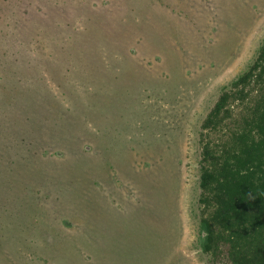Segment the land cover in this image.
<instances>
[{"label": "rangeland", "instance_id": "1", "mask_svg": "<svg viewBox=\"0 0 264 264\" xmlns=\"http://www.w3.org/2000/svg\"><path fill=\"white\" fill-rule=\"evenodd\" d=\"M263 42L264 0H0V264H211L201 123Z\"/></svg>", "mask_w": 264, "mask_h": 264}, {"label": "trees", "instance_id": "2", "mask_svg": "<svg viewBox=\"0 0 264 264\" xmlns=\"http://www.w3.org/2000/svg\"><path fill=\"white\" fill-rule=\"evenodd\" d=\"M200 243L211 264H264V42L201 123Z\"/></svg>", "mask_w": 264, "mask_h": 264}]
</instances>
